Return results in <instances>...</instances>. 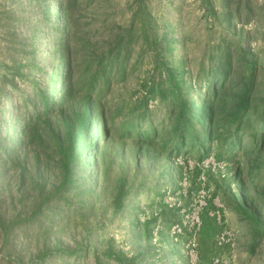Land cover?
I'll use <instances>...</instances> for the list:
<instances>
[{
  "label": "rangeland",
  "instance_id": "rangeland-1",
  "mask_svg": "<svg viewBox=\"0 0 264 264\" xmlns=\"http://www.w3.org/2000/svg\"><path fill=\"white\" fill-rule=\"evenodd\" d=\"M81 1L82 28L91 31L94 41L110 39L112 29L127 28L139 12L135 0ZM239 1L245 10L247 0H232V8L236 11ZM248 1L253 14H242L232 23L225 18V0H147L146 8L160 31L170 24L183 39L175 54L186 57L192 70L208 62L209 51L221 41L232 42L235 53L239 45L245 46L253 55L250 65H257L253 105L262 111L264 0ZM53 2L0 0V137L17 114L22 121L35 112V105L42 108L36 89L50 83L60 53L58 32L48 19ZM158 58L142 38L135 40L127 75H117L103 97L108 108L116 113L151 91L160 80ZM234 61L236 68L243 64L237 54ZM4 91L11 93L8 101ZM149 104L156 121H162L167 104L158 97ZM139 144L136 139L119 142L114 136L103 144L102 155L94 158L97 162L79 160L76 177L89 194L69 191L59 206L41 209L37 221L31 218L34 209L40 211L37 182L45 184L46 191L59 184L61 157L48 135L39 146L14 155L26 172L24 179L18 174L20 167L0 176V220L4 216L6 225L10 220L19 223L8 234L0 223V264H214L217 259L221 264H264V237L251 251L252 231L264 229L249 224L235 208L238 184L232 179L238 168L249 202L258 203L264 212V146L251 152L252 141L245 138V145L229 158L217 161L211 154L201 161L196 153L184 152L167 159L161 144H141L136 150ZM108 168L110 177L104 182L101 174ZM122 176L133 190L123 211L114 212L108 187L111 193ZM223 235L227 242L221 243Z\"/></svg>",
  "mask_w": 264,
  "mask_h": 264
},
{
  "label": "trees",
  "instance_id": "trees-1",
  "mask_svg": "<svg viewBox=\"0 0 264 264\" xmlns=\"http://www.w3.org/2000/svg\"><path fill=\"white\" fill-rule=\"evenodd\" d=\"M53 1L48 19L58 32L60 53L59 61L52 67L50 83L36 89L35 96L42 108L35 105V112L22 121H19L21 114H17L9 125L6 124L5 133L0 137L1 178L17 167H20L18 174L22 178L25 166L18 163L14 155L29 146H39L46 135L53 139L61 157L59 184L46 191L45 184L37 182L40 211H32V220H39L41 209H52L49 207L54 204L59 206V200L66 198L65 194L71 190H80L84 196L89 194L88 189L81 187L75 167L79 160L97 162L94 158L98 160L102 155L103 144L114 136L119 142L136 139V144L146 147L161 144L167 159L184 152L196 153L201 161L211 154L217 161H223L234 149L245 145V138L252 141L251 152L256 147L262 149L264 109L260 111L253 105L257 65H250L253 55L245 46L239 45L235 53L231 50L232 42L221 41L209 51L208 62L192 70L186 57L177 58L175 54L177 44L183 39L170 24L165 31H160L157 20L152 21L147 11V0H135L139 12L133 15L127 28L112 29L110 39L103 37L99 41L92 39L90 30L82 28L81 0ZM225 2L228 8L225 18L229 23L241 20L242 14H253V5L248 0L245 10L241 9L243 5L239 1L236 11L232 8V0ZM212 13L216 11L213 9ZM140 38L159 56L155 68L160 72V80L135 105L124 104L115 113L103 97L117 75H127L132 45ZM55 52L53 59H56ZM235 54L243 60L239 68L235 66ZM2 96L8 101L11 93L4 91ZM153 97L167 104L162 121H156V111L149 104ZM141 144L136 150L141 149ZM236 169L232 175L238 184L237 197L232 200L234 206L249 224L264 229V212L258 203L249 202L241 171ZM109 170L101 174L104 182L109 180ZM111 189L109 186L110 207L114 212H121L133 186L122 176L110 193ZM54 212L53 209L50 213ZM5 221L2 216L0 223L6 234L19 224L10 220L6 225ZM252 232L251 251H254L264 233L259 229Z\"/></svg>",
  "mask_w": 264,
  "mask_h": 264
},
{
  "label": "built area",
  "instance_id": "built-area-1",
  "mask_svg": "<svg viewBox=\"0 0 264 264\" xmlns=\"http://www.w3.org/2000/svg\"><path fill=\"white\" fill-rule=\"evenodd\" d=\"M206 195V191L205 190H202V196L201 197H204ZM201 202V206L200 207H202L203 205H204V202L203 201H200ZM221 243L223 242H227V239H225V236L223 235L222 237H221V241H220ZM214 264H221V261H220V259H217L215 262H214Z\"/></svg>",
  "mask_w": 264,
  "mask_h": 264
},
{
  "label": "crops",
  "instance_id": "crops-1",
  "mask_svg": "<svg viewBox=\"0 0 264 264\" xmlns=\"http://www.w3.org/2000/svg\"><path fill=\"white\" fill-rule=\"evenodd\" d=\"M216 204V203H215ZM221 206V205H220ZM218 208V207H217ZM219 215V214H218Z\"/></svg>",
  "mask_w": 264,
  "mask_h": 264
}]
</instances>
